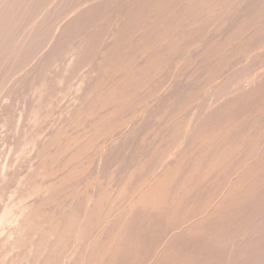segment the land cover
Here are the masks:
<instances>
[{
	"label": "rangeland",
	"instance_id": "obj_1",
	"mask_svg": "<svg viewBox=\"0 0 264 264\" xmlns=\"http://www.w3.org/2000/svg\"><path fill=\"white\" fill-rule=\"evenodd\" d=\"M49 1H0V264H264V0Z\"/></svg>",
	"mask_w": 264,
	"mask_h": 264
},
{
	"label": "bare ground",
	"instance_id": "obj_2",
	"mask_svg": "<svg viewBox=\"0 0 264 264\" xmlns=\"http://www.w3.org/2000/svg\"><path fill=\"white\" fill-rule=\"evenodd\" d=\"M0 1H1V0H0ZM19 1H21V0H19ZM24 1L26 2V0H24ZM37 1H38V0H37ZM43 1H44V0H43ZM48 1H49V0H48ZM54 1H55V0H54ZM22 2H23V1H22ZM27 2H28V1H27ZM51 2H52V1L50 0L49 3L51 4ZM71 2H72V1H71ZM0 3H1V2H0ZM19 3H20V2H19ZM52 3H53V2H52ZM55 3H56V1H55ZM77 3H79V2H77ZM1 4H2V3H1ZM20 4L22 5V3H20ZM20 4H19V5H20ZM29 4H30V3H29ZM32 4H33V3H32ZM34 4H35V3H34ZM41 4H42V2H41ZM45 4H46V2H45ZM50 4H49V5H50ZM72 4H73V3H72ZM74 4H75V3H74ZM6 5H7V4H6ZM6 5L3 4V6H5V7H6ZM9 5H10V4H9ZM9 5H7V6H9ZM15 5H16V4H15ZM26 5L28 6L27 3H26ZM35 5H36V4H35ZM38 5H39V4H38ZM57 5H59V4H57ZM66 5H67V4H66ZM0 6H1V5H0ZM31 6H32V5H31ZM45 6L48 7V5H45ZM50 6L52 7V4H51ZM71 6H72V5H71ZM71 6H70V7H71ZM18 7H19V6H18ZM21 7H22V6H21ZM36 7H37V6H36ZM38 7H39V6H38ZM1 8H2V7H1ZM1 8H0V22H1V11H2V9H3L4 7H3L2 9H1ZM19 8H20V7H19ZM27 8H28V7H27ZM43 8H44V7H43ZM48 8H49V7H48ZM53 8L56 9V7H53ZM74 8H75V7H74ZM5 9L8 10V8H5ZM5 9H4V10H5ZM11 9H12V8H11ZM13 9H14V8H13ZM22 9H23V7H22ZM38 9H40V8H38ZM38 9H37V10H38ZM51 9H52V8H51ZM32 10H34V5H33V9H32ZM45 10H46V8H45ZM202 10H203V9H202ZM8 11H9V10H8ZM10 11H11V10H10ZM19 11H20V10H19ZM24 11H25V10H24ZM29 11H30V10H29ZM35 11H36V10H35ZM40 11H41V9H40ZM52 11H53V10H52ZM61 11H62V10H61ZM2 12H3V11H2ZM6 12H7V11H5V13H6ZM26 12H27V11H26ZM41 12H44V11H41ZM3 13H4V12H3ZM5 13H4V14H5ZM11 13H13V11H12ZM23 13H24V12H23ZM39 13H40V12H39ZM39 13H38V15H39ZM49 13H50V12H49ZM51 13H52V12H51ZM53 13H54V12H53ZM55 13H57V12H55ZM58 13H59V12H58ZM70 13H71V12H70ZM16 14H18V13H16ZM20 14H21V12H20ZM26 14H27V13H26ZM28 14H29V13H28ZM46 14H47V13H46ZM67 14H68V13H67ZM44 15H45V14H44ZM51 15H52V14H51ZM53 15L55 16L56 14H53ZM68 15H69V14H68ZM6 16H8V14H6ZM11 16H12V14H11ZM13 16H14V14H13ZM26 16H27V15H26ZM28 16H29V15H28ZM57 16H58V15H57ZM17 17H18V16H17ZM22 17H23V16H22ZM34 17H37V16L34 15L33 18H34ZM39 17H40V16H39ZM50 17H51V16H50ZM72 17H73V16H72ZM12 18L14 19V17H11L10 19L12 20ZM15 18H16V17H15ZM20 18H21V17H20ZM73 18H74V17H73ZM4 19H5V18H4ZM24 19H25V18H24ZM26 19H27V18H26ZM28 19H29V18H28ZM38 19H39V18H38ZM51 19H52V18H51ZM55 19H56V17L53 18L54 21H55ZM74 19H75V18H74ZM5 20H6V19H5ZM15 20H17V18H16ZM15 20H13V21L16 22ZM20 20H22V19H20ZM40 20H41V18H40ZM3 21H4V20H3ZM3 21H2V22H3ZM48 21H49V19H48ZM48 21H47V23H48ZM80 21H81V20H80ZM11 22H12V21H11ZM14 22H13V23H14ZM18 22H20V21H18ZM23 22H25V21L23 20ZM23 22H22V23H23ZM27 22H28V20H27ZM27 22H26V23H27ZM35 22H36V21H35ZM56 22H57V21H56ZM64 22H65V21H64ZM3 23H5V22H3ZM8 23H9V21H8ZM8 23H7L6 25H8ZM13 23H12V24H13ZM31 23H33V22H31ZM36 23H37V22H36ZM45 23H46V21H45ZM50 23H51V20H50ZM58 23H59V22H58ZM1 24H2V23H0V25H1ZM18 24H19V23H18ZM52 24H53V23H52ZM59 24H60V23H59ZM71 24H72V23H71ZM2 25H3V24H2ZM26 25H27V24H26ZM26 25H25V27H26ZM30 25L32 26V24H30ZM34 25H35V24H34ZM37 25H38V23H37ZM44 25H45V24H44ZM60 25H61V24H60ZM60 25H59V26H60ZM13 26H14V24H13ZM13 26H10V27L13 28ZM22 26H23V25H22ZM27 26H28V25H27ZM31 26H30V27H31ZM2 27H3V26H2ZM15 27H17V25H16ZM32 27H33V26H32ZM32 27H31V28H32ZM38 27H39V26H38ZM38 27H37V28H38ZM47 27H48V26H47ZM51 27H52V26H51ZM55 27H56V26H55ZM191 27H192V26H191ZM7 28H8V27H7ZM22 28H23V27H22ZM40 28H41V27H40ZM53 28H54V26H53ZM56 28H57V27H56ZM56 28H55V32H56ZM19 29H20V28H19ZM49 29H50V27H49ZM58 29H59V28H58ZM4 30H6V29H4ZM4 30H3V31H4ZM20 30H21V29H20ZM23 30H24V29H23ZM35 30H36V29H35ZM39 30H40V29H39ZM45 30H46V27H45ZM52 30H53V29H52ZM1 31H2V29H1ZM1 31H0V32H1ZM21 31H22V30H21ZM37 31H38V30H37ZM40 31H41V30H40ZM49 31H50V30H49ZM13 32H14V31H13ZM16 32H17V31H16ZM16 32H15V33H16ZM23 32H24V31H23ZM28 32H30V31H28ZM32 32H33V31H32ZM32 32H30V33L32 34ZM42 32L44 33V31H42ZM55 32H54V33H55ZM20 33H22V32H20ZM20 33H19V34H20ZM45 33L47 34V31H46ZM48 33H49V32H48ZM50 33H53V32L50 31ZM2 34H3V32H2ZM41 34H42V33H41ZM56 34H57V33H56ZM6 35H7V33H6ZM13 35H14V33H13ZM20 35H21V34H20ZM27 35H28V34H27ZM27 35H26V36H27ZM35 35H36V34H35ZM37 35H38V34H37ZM44 35H45V34H44ZM49 35H50V34H49ZM54 35H55V34H54ZM54 35H53V36H54ZM2 36H3V35H2ZM2 36H0V37H2ZM8 36H9V35H7L6 38H7ZM9 37H10V36H9ZM13 37H14V36H13ZM23 37H24V36H23ZM28 37H29V36H28ZM34 37H35V36H34ZM36 37H37V36H36ZM41 37H43V36H41ZM47 37H48V36H47ZM51 37H52V36H51ZM51 37H50V40L52 39ZM59 37H61V36H59ZM24 38H25V37H24ZM31 38H32V37H31ZM38 38H40V37L38 36ZM44 38H45V37H44ZM10 39H11V37H10ZM10 39H8V40H10ZM15 39H16V37H15ZM17 39H18V38H17ZM21 39H22V38H21ZM27 39H28V38H27ZM35 39H37V38H35ZM40 39H41V38H40ZM4 40H5V37H4ZM13 40H14V39H13ZM24 40H25V39H24ZM30 40H31V39H30ZM41 40H42V39H41ZM44 40H46V39H44ZM47 40H48V39H47ZM50 40H49V41H50ZM58 40H59V39H58ZM0 41H1V40H0ZM20 42H21V41H20ZM33 42H34V41H33ZM36 42H37V41H36ZM41 42H42V41H41ZM1 43H2V42H1ZM18 43H19V42H18ZM22 43H23V42H22ZM39 43H40V41H39ZM42 43H43V42H42ZM46 43H47V42H46ZM2 44H3V43H2ZM7 44H8V43H7ZM23 44H24V43H23ZM25 44H26V42H25ZM19 45H20V44H19ZM28 45H29V41H28ZM36 45H37V44H36ZM42 45H43V44H42ZM47 45L49 46V44H47ZM47 45H46V46H47ZM1 46H2V45H1ZM4 46H5V45H4ZM29 46H30V45H29ZM29 46H28V47H29ZM7 47H8V46H7ZM16 47H19V46H16ZM43 47H44V46H43ZM0 48H1V47H0ZM2 48H3V47H2ZM10 48H11V47H10ZM12 48H13V47H12ZM26 48H27V47H26ZM33 48H34V47H33ZM4 49H5V48H3V50H4ZM7 49H8V48H7ZM7 49H6V51H8ZM17 49H19V48H17ZM37 49H39V48H37ZM77 49H78V48H77ZM0 50H1V49H0ZM3 50H2V51H3ZM21 50H22V49H21ZM21 50H20V51H21ZM28 50H29V49H28ZM39 50H41V49H39ZM9 51H10V50H9ZM33 51H35V50H33ZM37 51H38V50H37ZM169 51H170V50H169ZM0 52H1V51H0ZM15 52H16V50H15ZM22 52H23V51H22ZM35 52H36V51H35ZM46 52H47V51H46ZM3 53H4V55H6V54H5V51H4ZM11 53H12V52H11ZM26 53H27V52H26ZM29 53H30V52H29ZM8 54H9V52H8ZM40 54H41V53H40ZM47 55H48V54H47ZM0 56H2V55L0 54ZM7 56H8V55H7ZM20 56H21V55H20ZM27 56H28V55H27ZM30 56H31V54H30ZM10 57H11V56H10ZM12 57H14V56H12ZM12 57H11V58H12ZM32 57H33V56H32ZM37 57H38V56H37ZM11 58H10V59H11ZM16 58H17V57H16ZM18 58H19V57H18ZM20 58L22 59V57H20ZM40 58H41V57H40ZM1 59H2V58H1ZM8 59H9V58H8ZM4 60H5V59H4ZM22 60H23V59H22ZM5 61H6V60H5ZM18 61H19V59H18ZM10 62H11V61H10ZM92 62H93V61H92ZM6 63H7V62H6ZM16 63H17V62H16ZM24 63H25V62H24ZM9 64H11V63H9ZM21 64H22V63H21ZM29 64H30V63H29ZM110 64H111V63H110ZM11 65H12V64H11ZM16 65H17V64H16ZM26 65H27V64H26ZM22 66H23V65H22ZM85 66H86V65H85ZM92 66H93V65H92ZM8 67H9V66H8ZM11 67H12V66H11ZM11 67H10V68H11ZM18 67H19V66H18ZM68 67H69V66H68ZM21 68H22V67H21ZM23 68H24V67H23ZM12 69H13V67H12ZM12 69H11V70H12ZM16 69L18 70V68H16ZM33 69H34V68H33ZM39 69H41V68H39ZM23 70H24V69H23ZM107 70H108V69H107ZM19 71H20V70H19ZM132 71H133V70H132ZM17 72H18V71H17ZM7 73H8V72H7ZM28 73H29V71H28ZM11 74H13V73H11ZM19 74H20V72H19ZM25 75H26V74H25ZM29 76H30V75H29ZM15 77H16V75H15ZM20 77H21V76H20ZM2 78H3V77H2ZM3 81H5V80H3ZM3 81H2V82H3ZM7 81H8V80H7ZM73 81H74V79H73ZM30 82H31V80H30ZM6 83H7V82H6ZM226 84H227V83H226ZM1 85H2V84H1ZM7 87H8V85H7ZM55 88H56V87H55ZM6 90H7V89H6ZM0 93H1V91H0ZM14 93H15V92H14ZM76 95H77V94H76ZM103 97H104V96H103ZM4 99H5V98H4ZM99 100H100V99H99ZM1 101H2V100H1ZM195 109H196V108H195ZM112 123H113V122H112ZM117 126H118V124H117ZM221 128H222V127H221ZM86 130H87V129H86ZM89 134H90V133H89ZM244 136H245V135H244ZM185 137H186V136H185ZM221 137H222V136H221ZM35 141H36V140H35ZM202 141H203V140H202ZM37 142H38V141H37ZM32 145H33V144H32ZM229 147H230V146H229ZM237 148H238V147H237ZM2 151H3V150H2ZM250 151H251V149H250ZM60 153H61V152H60ZM213 154H214V153H213ZM57 159H58V158H57ZM100 159H101V158H100ZM47 160H48V159H47ZM32 162H33V161H32ZM224 162H225V161H224ZM212 166H213V165H212ZM212 168H213V167H212ZM250 168H251V167H250ZM219 169H220V168H219ZM175 172H176V171H175ZM190 172H191V171H190ZM195 172H196V171H195ZM237 172H238V171H237ZM203 173H204V172H203ZM25 175H26V174H25ZM44 178H45V177H44ZM10 179H11V178H10ZM45 180H46V179H45ZM182 180H183V179H182ZM188 181H189V180H188ZM170 184H171V183H170ZM39 185H40V184H39ZM254 185H255V184H254ZM15 186H16V185H15ZM236 186H238V185H236ZM236 186H235V187H236ZM45 188H46V187H45ZM158 188H159V187H158ZM158 188H157V189H158ZM181 189H182V188H181ZM162 190H163V189H162ZM21 191H22V190H21ZM42 191H43V190H42ZM230 191H231V190H230ZM243 195H244V194H243ZM165 196H166V195H165ZM165 196H164V197H165ZM175 196H176V195H175ZM212 196H213V195H212ZM23 197H24V196H23ZM38 198H39V196H38ZM171 200H172V199H171ZM197 200H198V199H197ZM254 200H255V199H254ZM145 201H146V200H145ZM173 201H174V200H173ZM150 202H151V201H150ZM179 203H180V202H179ZM33 205H34V204H33ZM144 205H145V204H144ZM172 205H173V204H172ZM209 210H210V208H209ZM197 212H198V211H197ZM209 212H210V211H209ZM162 213H163V212H162ZM207 213H208V212H207ZM178 215H179V214H178ZM210 215H211V214H210ZM206 217H207V216H206ZM203 219H204V218H203ZM180 220H181V219H180ZM188 220H189V219H188ZM246 220H247V219H246ZM174 222H175V221H174ZM154 223H155V222H154ZM199 223H200V222H199ZM185 226H186V225H185ZM168 227H169V226H168ZM170 234H171V233H170ZM194 234H195V233H194ZM208 234H209V233H208ZM172 237H173V236H172ZM192 238H193V237H192ZM108 240H109V239H108ZM224 245H225V244H224ZM191 251H192V250H191ZM7 252H8V251H7ZM218 257H219V256H218ZM239 257H240V256H239ZM251 257H252V256H251ZM104 258H105V257H104ZM160 262H161V261H160ZM160 262H159V263H160Z\"/></svg>",
	"mask_w": 264,
	"mask_h": 264
}]
</instances>
